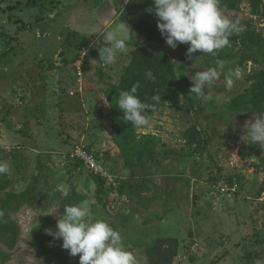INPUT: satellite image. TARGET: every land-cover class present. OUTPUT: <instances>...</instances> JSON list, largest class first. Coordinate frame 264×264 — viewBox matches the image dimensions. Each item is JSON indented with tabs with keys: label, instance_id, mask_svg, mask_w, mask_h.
Returning <instances> with one entry per match:
<instances>
[{
	"label": "rangeland",
	"instance_id": "rangeland-1",
	"mask_svg": "<svg viewBox=\"0 0 264 264\" xmlns=\"http://www.w3.org/2000/svg\"><path fill=\"white\" fill-rule=\"evenodd\" d=\"M21 1L27 0H14L11 7L15 5V10L9 12L6 2L0 6V161L11 169L10 174L0 176V195L21 192L37 183L39 193L47 192L54 199L49 202L41 194L34 205L25 203L10 210L8 219L20 227L15 247L26 241L34 252L35 264H60L67 252L62 240L53 241L48 249L37 245V234L43 229L40 221H53L54 226L48 227L54 231L66 205L86 204L87 218L93 222L104 216L115 217L122 209L132 210V206L142 204L143 197L152 191L165 196L155 199L154 212L144 210L140 215L150 219L149 237L165 232L182 241L166 245L172 249V264H264V149L259 143L253 149L251 142L242 138L245 122L258 112L230 107L234 97L251 95L253 84L264 76V58L258 63L249 60L236 65L241 78L233 89L225 87V68L208 90L212 100L202 103L193 94V104L184 101L180 108L164 105L150 117L148 126L137 128L142 129L140 133L161 136L158 154L148 162L152 170L161 169L164 162L163 170L169 176L153 180L139 174L141 179L130 180V175L136 174L122 170L120 150L106 128L104 118L110 110L104 94L106 81L121 79L129 52L139 45L168 53L176 71L191 78L216 65L206 63L198 52L189 58V46L173 49L136 32L134 21L155 17L148 11L153 0H107L111 4L103 14L108 21L114 17L108 24L94 11L104 0H38L46 2L43 8L36 4L27 9L20 6ZM240 5L238 13L231 10L227 16L243 21L224 48L233 58L241 47L235 35L247 28L264 33V0H259L257 7L254 0H242ZM40 19L44 24L39 29ZM121 23L131 33L129 51L106 66L99 55L103 36ZM76 28L89 37L80 35ZM79 59L83 61L82 75L76 66ZM190 125L198 127L206 144L198 147L186 142L185 130ZM81 141L92 147L111 173L128 180L122 183V191L106 183L101 195L104 204L98 202L97 192L102 186L98 177L74 167L67 157ZM242 141L249 152L247 157L239 155ZM59 186L69 189L66 197L57 191ZM54 208H59L55 217L51 215ZM10 236L0 229L2 249L8 250ZM139 236V241H132L131 236L122 242L134 253L137 264H150L147 248L159 241H145L141 233ZM202 253L205 256L195 261Z\"/></svg>",
	"mask_w": 264,
	"mask_h": 264
},
{
	"label": "clouds",
	"instance_id": "clouds-1",
	"mask_svg": "<svg viewBox=\"0 0 264 264\" xmlns=\"http://www.w3.org/2000/svg\"><path fill=\"white\" fill-rule=\"evenodd\" d=\"M157 17V27L165 38L168 46L175 49L180 44L189 45L187 55L200 51L202 54L216 56L217 53L230 45L229 37L239 31V20L229 19L221 10L219 0H153V7L148 9ZM131 33L125 24L114 26L103 36L104 46L99 49L100 62L104 65L116 63L118 55L129 51L127 41ZM216 67L196 72L192 76L190 93L194 94L202 103L212 100L208 91L219 80L221 71L226 67V61L216 60ZM219 69V70H218ZM150 80H155L151 71L145 73ZM241 78V71L228 68L224 75L225 87L233 89L235 82ZM139 84L131 86L130 90H123L117 101L119 110L123 113V120L134 127H146L150 118L146 114L155 110L160 97L153 96L155 103L142 102L137 96ZM253 119L245 122V135L251 143H259L264 149V113H252ZM10 165L0 161V176L10 174ZM57 191L66 197L69 189L59 186ZM53 209L55 217L56 210ZM60 214L55 230H49L56 240H62V248L71 257L79 256V264H137L133 252L126 249L122 236L104 220L92 222L87 217L88 207L85 205H66ZM3 213L0 212V216Z\"/></svg>",
	"mask_w": 264,
	"mask_h": 264
},
{
	"label": "trees",
	"instance_id": "trees-1",
	"mask_svg": "<svg viewBox=\"0 0 264 264\" xmlns=\"http://www.w3.org/2000/svg\"><path fill=\"white\" fill-rule=\"evenodd\" d=\"M6 1L8 0H0V3ZM241 2L242 0H219V5L223 13L228 16L231 10L236 11V13L241 10ZM258 2L259 0H254L255 7H257ZM24 4L28 6L38 4L37 6L43 8L46 2L43 1L38 3V0H27ZM42 10L45 11L44 9ZM236 19L239 20V25L243 24L242 19L239 17H235L233 21ZM133 28L136 32L144 35L148 40L164 45L166 44L165 38L158 30L156 16L151 19H138L134 21ZM234 38L239 39L241 45L240 52L236 53L234 58L232 54L225 49L220 50L216 56L202 54L200 51L197 52L204 57L206 63L209 65H216L215 62L218 59L226 61L225 68L227 69H235L236 65L242 66L249 60L258 63L264 58L263 32L257 31L254 28H247L240 31ZM187 46L189 45L180 44L177 48H185ZM129 54L130 57L127 64L124 66L121 79L118 82L106 81L104 94L109 103L110 111L105 116V122L106 128L112 140L119 148L125 164L134 171L136 168H144L149 163L148 161L155 159L162 139L160 135L155 133H140L137 127L123 120V113L119 110L117 104L120 92L123 90H130L132 85L138 83L137 96L142 102L153 104L155 102L152 101L151 98L153 96H159L160 100L155 110H149L146 113L149 118L164 105L180 108L184 101L193 104L195 102V97L190 93V88L192 87L191 77L185 72L178 73L176 71L175 63L168 53L164 51H155L146 46L139 45L132 49ZM148 71L153 73L155 80H150L145 76V73ZM230 107L235 110L249 108L254 109L258 113H264V76L262 75L253 84L252 93L249 97L243 94L234 97ZM185 138L188 144L198 147L208 142L196 125H190L185 130ZM89 148L92 149V147ZM246 148L245 141H242L239 148V155L247 157L249 152ZM251 148L254 149L255 144H252ZM79 165L80 164L77 162L74 163V167H78ZM97 177L102 185L98 188L97 192L98 202L103 203L104 200L101 195L106 188L107 181L103 177L96 176V178ZM124 184L125 181H123V185ZM123 185L118 189L121 190ZM111 188L115 189L113 187ZM39 192L38 185L35 183L21 192H9L4 196L0 195V212L3 213V215L0 216V229L13 234V241L7 244L10 248L16 246V239L20 234L19 225L15 221H10L8 219L10 210L20 207L23 203H35L41 194L43 197L49 194H46L47 192ZM49 225L50 224L47 223L42 225L43 229L39 232L38 236V241H42L43 243L39 245L45 247V249H48L53 241H56L52 235L48 234L49 230H53L52 226L48 227ZM60 264H79V256L71 257L67 251Z\"/></svg>",
	"mask_w": 264,
	"mask_h": 264
},
{
	"label": "crops",
	"instance_id": "crops-1",
	"mask_svg": "<svg viewBox=\"0 0 264 264\" xmlns=\"http://www.w3.org/2000/svg\"><path fill=\"white\" fill-rule=\"evenodd\" d=\"M51 1H53V0H51ZM13 2H14V0L6 1L7 5H8V7H7L8 12H9V10H15L14 6L11 7V5L14 4ZM58 2H61V0H58ZM123 2H124V0H123ZM21 3H23V2L21 1ZM15 4H16V2H15ZM110 4H111L110 1L104 0L101 3L96 4L94 7V9H95L94 11H95L96 15L98 16L97 18H99L100 21L103 20V22L107 23V24L110 23L112 21V19H114V17H112L111 20L109 19V21H108L106 15L103 14L105 12V10L107 11ZM2 5H3V3L0 4V6H2ZM22 5L25 9L28 8V5L27 6L24 5V3L20 4V6H22ZM1 8H2L1 10H4V7H1ZM22 11H24V10H22L20 8V12H22ZM4 12H6V11H4ZM43 12L44 13H41V17H44L45 11H43ZM14 13H16V12H14ZM14 13H12V14H14ZM21 14H26V13H21ZM42 19H40V22L37 21V23H38L37 25H38L39 29L44 24V22H43L44 20H42ZM76 29L81 31V32H79L80 35L83 34L82 36H87V34H85L82 29H80V28L79 29L76 28ZM87 37H89V36H87ZM56 70L57 71H55V73L60 72V70L58 68H56ZM59 77H60V74H59ZM109 108H110V106H109ZM138 130H142V129H138ZM121 158H122V156H121ZM121 162L122 163H119V162L118 163L120 166H122V168H125V169H122L123 171H126L128 173V170H129L130 173L136 174V176L129 174L131 176L130 180H133L134 177L141 179L142 177L139 176V174L147 175V178H150L153 180H155L156 177H158V176H169L167 174L168 172L166 173V171H164L165 170L164 168H166V165L164 162L162 163V167L160 166L161 169L159 168L158 170H156V169L152 170L149 167L150 163H148L147 166H145L144 168H141V169L139 168V170H136V169H138V168H136L134 171L125 164L123 158H122ZM114 168L118 172L122 171L121 169H118V167H114ZM125 181H128V180H126V178H125ZM156 193L157 192L148 191L149 195H145L143 197V200L141 201L142 204L139 203L140 204L139 206H134V207L132 206V208H131L132 210L122 209L119 212L114 214L115 217L113 215H112V217L104 216V217H102L101 220L108 222L110 224V226H112L115 230L119 231L121 236H122V241H126V239L130 238L131 236H132V241H139V239H140L139 234L140 233L142 234L145 241H159L157 243H154L153 246L151 245L147 248L146 256H147L148 262H150V264H172V261H173V256L171 255L172 249H171V247H168L166 245L168 243L169 246H172L174 244L173 242H175V241H179V243L182 244V241H180L176 236H172L169 233H165V232H159V233L154 234L153 236L149 237L147 232H148V228L150 226V222H149L150 219L147 216L140 215V212H143L144 210H147L148 211L147 213H151V212H154L156 210L155 207L153 206V203L156 202L155 199H157V201H158L159 199H162L165 196V195H157ZM129 211H130V213H129ZM134 213H137L138 215L137 214L133 215ZM163 217L164 216H158L157 219L161 220L162 222H166L167 221L166 218H163ZM116 219H119L120 222L117 221ZM91 221L93 222V220H91ZM122 224L124 226H126V229H122V226H123ZM137 231H139L140 233ZM193 235H195V234L192 233V236ZM179 248H180V246H179ZM203 256H205L204 253L201 254V257L197 256L195 258V261H199V259L202 258Z\"/></svg>",
	"mask_w": 264,
	"mask_h": 264
},
{
	"label": "built area",
	"instance_id": "built-area-1",
	"mask_svg": "<svg viewBox=\"0 0 264 264\" xmlns=\"http://www.w3.org/2000/svg\"><path fill=\"white\" fill-rule=\"evenodd\" d=\"M77 62H79L78 65L76 63V66L79 70L78 74L82 75V70L80 67L83 61L82 59H79ZM67 157H69L68 159L73 161L74 163L75 162L79 163L80 168H84L89 173L95 176H100L105 178L107 184L115 189L116 188L118 189L123 183V178L111 173L107 169L103 161L99 160L94 150L90 149L89 146L84 141L75 144Z\"/></svg>",
	"mask_w": 264,
	"mask_h": 264
},
{
	"label": "bare ground",
	"instance_id": "bare-ground-1",
	"mask_svg": "<svg viewBox=\"0 0 264 264\" xmlns=\"http://www.w3.org/2000/svg\"><path fill=\"white\" fill-rule=\"evenodd\" d=\"M22 249L16 253H9L6 252L7 250H4L0 247V261L3 264L5 261H12L13 258H16L17 264H34V262L31 261L30 255H33V251L31 250V247L26 244V241L23 242Z\"/></svg>",
	"mask_w": 264,
	"mask_h": 264
},
{
	"label": "flooded vegetation",
	"instance_id": "flooded-vegetation-1",
	"mask_svg": "<svg viewBox=\"0 0 264 264\" xmlns=\"http://www.w3.org/2000/svg\"><path fill=\"white\" fill-rule=\"evenodd\" d=\"M50 195V194H49ZM49 195H47V196H45V197H43V199H48L49 200V202L51 201V202H53V199H51L54 195H52V196H49ZM38 200H36L35 201V203L37 202ZM35 203H32V204H28V203H26L27 205H34ZM23 204H25V203H23ZM49 204V203H48ZM22 206V205H21ZM20 206V207H21ZM20 207H18V208H20ZM18 208H16V209H18ZM18 212V211H17ZM37 213V212H36ZM38 214V213H37ZM48 221V223L47 224H51V225H53V221H51L50 219L49 220H47ZM41 222V224H40V226L42 227V225H45L46 224V222H44L43 220L42 221H40ZM18 224V223H17ZM54 226V225H53ZM38 231H40L39 229H38ZM38 236H39V232H38V234H37V238H38ZM36 238V242H38L37 243V245L38 246H40L39 244H43L42 243V241H38V239ZM18 239H19V236L17 237V239H16V241H17V243H18ZM8 241L10 242V241H13V234L11 233V236H10V238L8 239ZM16 243V244H17ZM27 245H28V243H26ZM8 246V250L6 251V252H9V253H18L21 249H22V247L21 246H19L18 248L17 247H14V248H11V249H14V250H10V246L9 245H7ZM40 247H42V246H40ZM16 248V249H15ZM43 249H45V247H42ZM6 250V249H5ZM30 258H31V261L32 262H34V264H35V259L33 258V255H30ZM1 260V259H0ZM0 264H2L1 263V261H0Z\"/></svg>",
	"mask_w": 264,
	"mask_h": 264
},
{
	"label": "water",
	"instance_id": "water-1",
	"mask_svg": "<svg viewBox=\"0 0 264 264\" xmlns=\"http://www.w3.org/2000/svg\"><path fill=\"white\" fill-rule=\"evenodd\" d=\"M15 255H16V253H15ZM3 264H17V260H16V258H13V260L12 261H5Z\"/></svg>",
	"mask_w": 264,
	"mask_h": 264
}]
</instances>
